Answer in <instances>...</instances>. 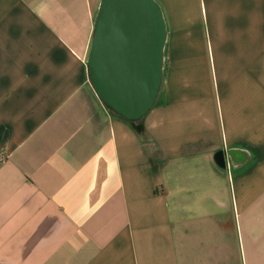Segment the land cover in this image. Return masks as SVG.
I'll return each mask as SVG.
<instances>
[{
	"label": "crops",
	"instance_id": "crops-1",
	"mask_svg": "<svg viewBox=\"0 0 264 264\" xmlns=\"http://www.w3.org/2000/svg\"><path fill=\"white\" fill-rule=\"evenodd\" d=\"M139 124L96 94L101 0H0V264H264V0H156Z\"/></svg>",
	"mask_w": 264,
	"mask_h": 264
},
{
	"label": "water",
	"instance_id": "water-1",
	"mask_svg": "<svg viewBox=\"0 0 264 264\" xmlns=\"http://www.w3.org/2000/svg\"><path fill=\"white\" fill-rule=\"evenodd\" d=\"M165 40L156 0H101L86 65L93 89L111 111L140 121L155 105Z\"/></svg>",
	"mask_w": 264,
	"mask_h": 264
},
{
	"label": "trees",
	"instance_id": "trees-1",
	"mask_svg": "<svg viewBox=\"0 0 264 264\" xmlns=\"http://www.w3.org/2000/svg\"><path fill=\"white\" fill-rule=\"evenodd\" d=\"M139 122H140V121H133V123H135V124H137V125L139 124Z\"/></svg>",
	"mask_w": 264,
	"mask_h": 264
}]
</instances>
